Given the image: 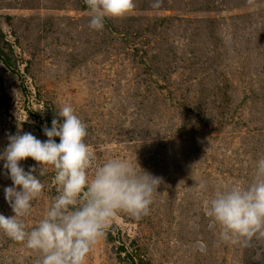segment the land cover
<instances>
[{
    "label": "rangeland",
    "instance_id": "1",
    "mask_svg": "<svg viewBox=\"0 0 264 264\" xmlns=\"http://www.w3.org/2000/svg\"><path fill=\"white\" fill-rule=\"evenodd\" d=\"M89 19L84 0H0V155L10 135L46 141L70 104L96 164L137 161L161 179L149 214L117 213L86 264H264V245L220 241L204 210L216 190L250 183L264 155V0H135L101 31ZM20 166L39 173L32 158ZM40 179L29 228L58 194L52 168ZM38 257L0 232V264Z\"/></svg>",
    "mask_w": 264,
    "mask_h": 264
},
{
    "label": "clouds",
    "instance_id": "2",
    "mask_svg": "<svg viewBox=\"0 0 264 264\" xmlns=\"http://www.w3.org/2000/svg\"><path fill=\"white\" fill-rule=\"evenodd\" d=\"M84 2L89 9V27L95 31L104 29L106 18L125 17L135 7V0ZM56 114L60 119L54 118L51 128H44L46 141L27 132L8 137L0 160L5 161L4 168L14 185L4 189L14 215L0 214V232L39 253L36 264H86L90 249L117 213L137 219L149 214L161 179L144 171L137 161L110 158L96 164L85 143L88 126L75 109L64 104ZM27 158L39 165L38 175L33 174L37 168L26 172L20 166ZM48 167L54 171L58 194L42 218L29 228L25 218L31 215L33 201L42 196L40 177ZM204 210L209 226L219 230L220 241L255 248L264 245V155L254 162L250 183H233L216 190L205 201ZM257 253L260 259L261 252Z\"/></svg>",
    "mask_w": 264,
    "mask_h": 264
}]
</instances>
